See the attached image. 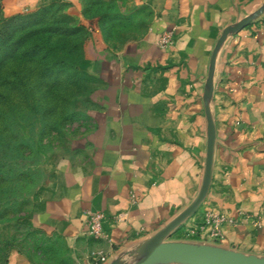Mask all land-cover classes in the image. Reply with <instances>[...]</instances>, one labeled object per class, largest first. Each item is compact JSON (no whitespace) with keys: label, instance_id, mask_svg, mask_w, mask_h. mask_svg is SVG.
I'll return each mask as SVG.
<instances>
[{"label":"crops","instance_id":"crops-1","mask_svg":"<svg viewBox=\"0 0 264 264\" xmlns=\"http://www.w3.org/2000/svg\"><path fill=\"white\" fill-rule=\"evenodd\" d=\"M51 1L0 0L6 11ZM61 1L81 15L90 0ZM110 1L117 11L110 27L93 18L92 70L99 80L86 126L54 160L27 219L62 242L58 264L135 260L144 242L194 199L206 157L202 96L211 53L222 30L264 0ZM170 29L172 43L160 47ZM208 109L215 127L209 190L168 240H189L185 227L214 209L237 222L224 224L220 239L202 242L264 257V12L220 45ZM88 211L104 214L101 236L89 233ZM97 253L107 262L96 261ZM7 264L35 263L14 252Z\"/></svg>","mask_w":264,"mask_h":264},{"label":"rangeland","instance_id":"rangeland-1","mask_svg":"<svg viewBox=\"0 0 264 264\" xmlns=\"http://www.w3.org/2000/svg\"><path fill=\"white\" fill-rule=\"evenodd\" d=\"M0 4V17L26 16L51 4L46 24L35 27L46 25V30L31 39L47 44L48 56L8 58L0 71V264H7L14 252L35 264H58L55 255L63 253L62 242L31 228L27 219L54 160L86 126L99 80L92 70L93 18L99 16L102 25L110 27L117 11L104 0L84 3L81 15L61 0L23 11H6Z\"/></svg>","mask_w":264,"mask_h":264},{"label":"water","instance_id":"water-1","mask_svg":"<svg viewBox=\"0 0 264 264\" xmlns=\"http://www.w3.org/2000/svg\"><path fill=\"white\" fill-rule=\"evenodd\" d=\"M264 12L262 6L250 16H246L235 25L225 27L211 53L206 88L203 93L207 118V148L202 183L194 199L177 216L160 230L150 236L138 251V257L130 264H264V257L246 254L240 251L223 248L219 245L193 240H168L182 224L192 216L204 201L211 182L215 127L208 109V101L213 93V73L216 53L229 33H236L248 26L258 14ZM108 264H127L114 259Z\"/></svg>","mask_w":264,"mask_h":264},{"label":"trees","instance_id":"trees-1","mask_svg":"<svg viewBox=\"0 0 264 264\" xmlns=\"http://www.w3.org/2000/svg\"><path fill=\"white\" fill-rule=\"evenodd\" d=\"M107 2L111 3L110 5L112 6L110 0ZM50 6L51 4L44 6L26 16L18 14L10 17H0V71L8 58L32 60L38 58V56H48L51 48L47 44L33 42L31 39L46 30V25L43 28L35 27L37 24H46V11ZM1 7L0 4V10ZM80 26L84 28L83 24ZM69 31L68 28H63L62 30L63 33H69ZM71 31L70 34H73L78 30ZM210 244L213 243L211 242Z\"/></svg>","mask_w":264,"mask_h":264},{"label":"built area","instance_id":"built-area-1","mask_svg":"<svg viewBox=\"0 0 264 264\" xmlns=\"http://www.w3.org/2000/svg\"><path fill=\"white\" fill-rule=\"evenodd\" d=\"M173 29L162 32L158 45L168 47L172 43ZM131 198L134 201L135 195L132 193ZM104 214L100 211H88L86 214V225L88 231L93 236L102 235V221ZM237 220L223 211L206 209L203 218L198 223H193L185 227V236L193 241H205L207 238L216 241L222 237L221 227L224 224L234 225ZM94 259L100 262H107V258L101 253L94 254Z\"/></svg>","mask_w":264,"mask_h":264}]
</instances>
